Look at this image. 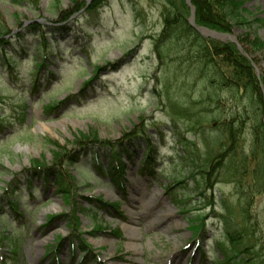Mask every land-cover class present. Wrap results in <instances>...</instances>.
<instances>
[{"label":"rangeland","instance_id":"1","mask_svg":"<svg viewBox=\"0 0 264 264\" xmlns=\"http://www.w3.org/2000/svg\"><path fill=\"white\" fill-rule=\"evenodd\" d=\"M243 1L258 22L251 31L201 34L235 43L262 83L264 49L253 42L264 41V0ZM95 2L0 0L7 31L0 47V264H228L217 245L226 240L217 213L228 203L238 214L244 199L224 181L223 168L208 166L219 182L197 187L201 175L185 159L186 148L198 164L210 148L224 152L213 121L231 118L245 100L222 89L216 110L204 78L175 56L159 59L163 0ZM182 106L208 121L195 127L176 113ZM250 124L238 137L239 153L252 149ZM150 156L153 171H143ZM118 161L125 166L122 188L101 175ZM35 162L46 171L33 170ZM58 181L71 188L70 198ZM248 201L247 223L264 253V191ZM196 226L205 232L194 236ZM11 241L19 244L16 261Z\"/></svg>","mask_w":264,"mask_h":264},{"label":"trees","instance_id":"2","mask_svg":"<svg viewBox=\"0 0 264 264\" xmlns=\"http://www.w3.org/2000/svg\"><path fill=\"white\" fill-rule=\"evenodd\" d=\"M23 1L16 0L18 3ZM163 1L164 6L161 13L164 28L156 42V52L159 59L164 61L169 55L171 57L175 56L174 61H178L180 66H188L190 70L197 72V76L204 78L206 83L214 88L206 97L209 101L213 99V104L217 103L215 104L216 110L223 108L220 107L223 98L219 96L222 89H228L240 101L245 100V103L242 102L241 110H237L236 113L230 116L231 118H216L213 121L220 130L217 137L220 149L223 150L224 147H227L224 152L222 151L217 155L213 148H210L204 163L198 164L194 160L193 155L195 152L190 151V146L187 145V148L186 146L185 148L189 151V155L185 159L190 163L192 169L198 171V174L201 175L195 182H197V187L201 186L203 188L205 186L202 191L212 189L219 182L218 180H211L212 174L209 173L207 167L211 166L214 172L219 168H223L228 171L224 181L235 183L238 186L241 198L244 199V202L238 201V214L240 216L238 223L235 222L233 217L236 213L228 203H225V214L217 213L221 216L223 235L226 239L217 244L222 256H224L222 261L228 264H264V253L257 250L255 236L250 232V225L247 223L250 213L248 208L250 201L248 200L252 198L253 194L264 191V93L262 88L264 80H262V83L259 81L253 63L238 50L235 43L217 41L210 37L206 38L196 29L197 26H203L217 32L231 33L234 29L241 27L251 31L253 25L258 22L249 19L251 12L244 8L245 2L243 0H191V5L195 7L196 12V27H194L189 22L192 12L191 6L186 0ZM95 3L97 4L98 0ZM96 4H94V6H97L95 8H99L102 1L100 4ZM37 27L33 26L28 30L35 33ZM1 30L3 29L0 28V47L7 43V40L4 41V35L7 31L4 33ZM253 44L260 50L264 49V41H261L258 37L255 38ZM90 83H92V80H88L86 86ZM48 107H51V105ZM180 112L195 127L208 121L204 112L197 114L191 107H177L176 113L180 114ZM249 123H251L250 127L255 137L252 149L249 153H245L243 150L239 153L238 137L242 129ZM95 136V141H97V134ZM86 137V134L81 135V138L85 139ZM225 139H227V144L223 143ZM118 150V148H114V152L117 154ZM152 160L153 157L150 156L144 162L143 171H153ZM34 165L33 170L37 173L47 168L46 164L38 162H35ZM124 171V164L118 161L117 164L111 163L108 172L101 173V175H109L112 182L122 188ZM193 175H195V172H193ZM248 177L251 178V181ZM177 183L183 184V181L178 180ZM57 184L62 194L66 195V198H70L71 188L69 186L65 187L60 181ZM63 187L66 189H62ZM10 203L13 210L18 212L19 207L15 202L10 201ZM179 203L182 206L185 205L183 200H179ZM51 219H54V217ZM194 231H196L194 236L200 232H205L201 226H196ZM11 243L10 251L16 256L14 258L16 261L18 259L16 254L19 251V244L12 241ZM77 249V244L74 243L73 252L76 253Z\"/></svg>","mask_w":264,"mask_h":264},{"label":"water","instance_id":"3","mask_svg":"<svg viewBox=\"0 0 264 264\" xmlns=\"http://www.w3.org/2000/svg\"><path fill=\"white\" fill-rule=\"evenodd\" d=\"M187 2L191 5V1L190 0H187ZM191 8H192V16L190 18V23L196 27V23H194L195 21V8L191 5ZM198 31L200 33H202L203 35H211L212 37L214 38H219V37H224V36H227L228 38H231V35L229 36L228 34H224V33H218V32H215V31H212V30H209V29H205V28H202V27H197Z\"/></svg>","mask_w":264,"mask_h":264}]
</instances>
